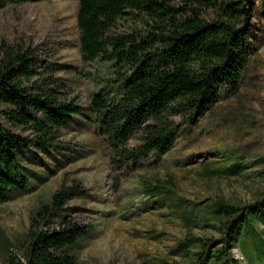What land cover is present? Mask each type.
Returning <instances> with one entry per match:
<instances>
[{
	"label": "rangeland",
	"instance_id": "374dc122",
	"mask_svg": "<svg viewBox=\"0 0 264 264\" xmlns=\"http://www.w3.org/2000/svg\"><path fill=\"white\" fill-rule=\"evenodd\" d=\"M241 1L249 3L251 15L249 60L239 88L222 91L201 115L171 117L180 127L174 147L132 168L110 162V147L88 111L93 95L115 97L120 86L110 64L81 61L78 0H0V57L6 47L29 51L36 57L33 79L62 84L61 96L74 98L89 117H72L54 146L20 147L24 189L0 201V264H9L12 256L23 259L31 215L61 186L75 184L84 194L67 201L50 226L64 216L88 230L67 251L76 264H198L196 249H179L188 233L212 241V250L224 249L212 205L228 201L248 207L264 199V0ZM5 108L0 105V121L30 139L29 131L4 118ZM136 143L132 139L128 145ZM161 186L173 199L148 192ZM181 210L195 220L190 227L180 219ZM231 254L242 264H264L263 257L255 259V243L247 234Z\"/></svg>",
	"mask_w": 264,
	"mask_h": 264
},
{
	"label": "trees",
	"instance_id": "16d2710c",
	"mask_svg": "<svg viewBox=\"0 0 264 264\" xmlns=\"http://www.w3.org/2000/svg\"><path fill=\"white\" fill-rule=\"evenodd\" d=\"M250 15L249 3L241 0H78L81 61L110 64L116 74L113 82L120 86L115 97L102 91L93 95L88 108L110 147L112 164L137 168L150 155H166L180 128L171 117L201 115L219 101L222 91L232 94L239 88L249 60ZM124 21L127 28L118 31ZM35 64L29 51L11 47L0 57L4 118L32 135L16 134L0 121V201L24 189L22 145L54 146L72 117L89 119L74 98L61 96L57 88L62 84L33 79ZM132 139L137 143L130 147ZM148 192L173 199L166 186ZM82 194L77 184L54 192L29 219L23 259L12 256L9 264H76L67 251L88 230L64 216L50 225L67 201ZM210 214L219 225L224 249L212 250V241L191 233L179 249H196L198 264H242L231 252L247 234L255 243V259L264 260V199L248 207L216 201ZM180 219L185 227L195 222L185 210Z\"/></svg>",
	"mask_w": 264,
	"mask_h": 264
}]
</instances>
